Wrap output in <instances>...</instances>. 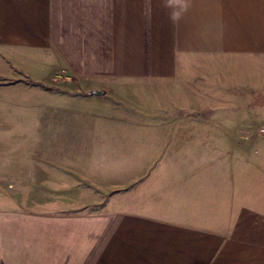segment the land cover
Wrapping results in <instances>:
<instances>
[{
	"label": "crops",
	"instance_id": "0c3cea01",
	"mask_svg": "<svg viewBox=\"0 0 264 264\" xmlns=\"http://www.w3.org/2000/svg\"><path fill=\"white\" fill-rule=\"evenodd\" d=\"M200 61L203 109L216 84L264 97V0H0L1 82L127 107L77 117L104 134L67 163L61 150L41 166L0 161V264H264V154L248 150L252 119L187 112ZM61 72L74 84L52 85ZM211 141L235 143L217 165L187 148Z\"/></svg>",
	"mask_w": 264,
	"mask_h": 264
},
{
	"label": "rangeland",
	"instance_id": "374dc122",
	"mask_svg": "<svg viewBox=\"0 0 264 264\" xmlns=\"http://www.w3.org/2000/svg\"><path fill=\"white\" fill-rule=\"evenodd\" d=\"M226 67L227 63L224 62L222 69L225 70ZM190 69L194 70V74L192 72V76L186 79L184 84L189 87H195V94L190 93L186 95L190 97L189 100L193 102L195 109L194 111L188 110L187 112H193L191 116L197 118L209 116L216 119L227 118L234 120L237 118V115L242 116L244 122H251L250 119H252L254 132L252 130L251 133H256L257 138L249 146V149L246 145L247 143H243L242 145L243 148L253 151V155H256L255 159H261L260 156L264 154V132L261 131L264 128V97L255 94L241 95L238 92H234V85L231 83H226L222 87L216 84L215 88H212L216 92L211 93L210 99L212 100L211 104L215 107L212 106L211 110L203 109L202 91L204 84L208 82L209 78L203 77L204 66L202 61L195 63ZM59 74L58 77L52 79V85L74 84L73 80L61 77L62 72ZM32 80L31 78L25 79L23 83H18L16 79H3L2 82L0 80V161L13 159L19 160L24 165H28V157L29 161L34 157L36 164L41 166L44 164L42 163L44 158L51 160L53 163V157L58 156L61 150V157H67V160H65L67 163L71 160L70 157L74 156L75 152L79 150L80 145L81 147L85 145L86 142H82L81 138L90 137L91 139H96L104 134L101 125L91 127L94 129L92 132L88 131L89 127L85 125H73L72 123L77 117L79 119L91 118L99 121L107 117L122 118L125 116L123 110L127 111V107L124 105L114 109L112 106L99 105V103L81 104L78 100L70 101L59 95L40 90V87H34L35 83ZM216 81L218 82L219 79H216ZM235 91H237V88H235ZM245 100L257 103L258 107L252 111H239L235 109V101ZM219 103L221 107L217 109L216 106ZM138 111L140 112L141 110L138 109ZM75 139L79 141H75ZM189 144L188 149L204 150L206 153H210V158L208 159L216 165L218 163L219 151L230 150L235 146L233 142L222 143L218 141H211L205 144L200 142ZM182 148L186 149V147ZM48 156L50 157L48 158ZM104 162L106 163L108 160L104 159ZM92 164H94L93 167L101 164L100 159H95V161H92ZM84 189L80 193L86 195L85 199L95 197L93 200H100L102 196L105 199V195H102V193L100 195L95 190ZM41 193L42 191L36 190L35 197H40ZM95 204L87 206L96 208ZM73 205L74 203H66L68 208Z\"/></svg>",
	"mask_w": 264,
	"mask_h": 264
},
{
	"label": "built area",
	"instance_id": "2783aa9c",
	"mask_svg": "<svg viewBox=\"0 0 264 264\" xmlns=\"http://www.w3.org/2000/svg\"><path fill=\"white\" fill-rule=\"evenodd\" d=\"M261 131L264 132V128H262Z\"/></svg>",
	"mask_w": 264,
	"mask_h": 264
}]
</instances>
